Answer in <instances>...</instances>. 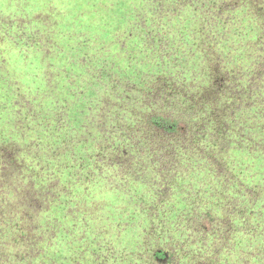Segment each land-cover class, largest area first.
<instances>
[{
	"label": "clouds",
	"instance_id": "9594fccd",
	"mask_svg": "<svg viewBox=\"0 0 264 264\" xmlns=\"http://www.w3.org/2000/svg\"><path fill=\"white\" fill-rule=\"evenodd\" d=\"M0 264H264V0H0Z\"/></svg>",
	"mask_w": 264,
	"mask_h": 264
}]
</instances>
